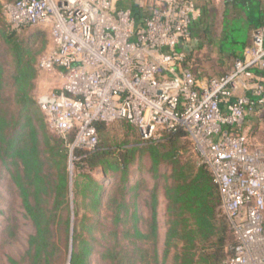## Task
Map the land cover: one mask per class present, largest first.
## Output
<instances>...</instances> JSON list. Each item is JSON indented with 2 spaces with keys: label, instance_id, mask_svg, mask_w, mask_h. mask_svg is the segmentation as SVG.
<instances>
[{
  "label": "trees",
  "instance_id": "16d2710c",
  "mask_svg": "<svg viewBox=\"0 0 264 264\" xmlns=\"http://www.w3.org/2000/svg\"><path fill=\"white\" fill-rule=\"evenodd\" d=\"M120 5L138 23L152 11L139 2ZM8 22L0 17V213L4 185L11 194L1 237H18L21 210L32 227L12 263L225 264L236 237L190 134L178 129L129 145L110 141L108 122L100 121L95 148L71 149L75 131L50 132L34 98L46 29ZM190 148L195 158L186 155Z\"/></svg>",
  "mask_w": 264,
  "mask_h": 264
},
{
  "label": "built area",
  "instance_id": "2783aa9c",
  "mask_svg": "<svg viewBox=\"0 0 264 264\" xmlns=\"http://www.w3.org/2000/svg\"><path fill=\"white\" fill-rule=\"evenodd\" d=\"M123 1L4 3L12 28L42 27L55 43L39 60L40 69L63 77L59 90L39 99L50 126L62 135L75 131L71 149L95 148L100 121L131 122L141 143L187 131L214 175L236 237L225 264H264V149L248 145L242 131L255 104H264V80L250 83L253 69H264V30L255 33L247 58L200 80L175 52L190 33L197 0H165L142 23Z\"/></svg>",
  "mask_w": 264,
  "mask_h": 264
},
{
  "label": "crops",
  "instance_id": "0c3cea01",
  "mask_svg": "<svg viewBox=\"0 0 264 264\" xmlns=\"http://www.w3.org/2000/svg\"><path fill=\"white\" fill-rule=\"evenodd\" d=\"M219 1H195L196 18L190 33L175 47V52L183 55L182 67L190 68L200 80L221 76L230 71L237 61L247 58L253 48L255 33L264 30V0H223L225 8L222 23V29L223 31L225 30L224 37L219 41L207 38L206 43H204L202 41L204 39L203 36L198 31H194L193 26L198 25L202 14L208 12V9L211 8L209 4L215 7L219 4ZM126 2L147 4L153 9L163 5L165 0H128ZM217 42V51L214 52L212 46ZM206 45L210 46L211 52ZM230 62L231 64L228 66ZM253 70L254 77L250 81L251 86L258 81L264 80V76L258 73L257 68ZM243 91L250 94V90L246 89H242L239 93ZM229 103V100H225L222 106L227 108ZM247 143L251 147L255 146L248 141Z\"/></svg>",
  "mask_w": 264,
  "mask_h": 264
},
{
  "label": "rangeland",
  "instance_id": "374dc122",
  "mask_svg": "<svg viewBox=\"0 0 264 264\" xmlns=\"http://www.w3.org/2000/svg\"><path fill=\"white\" fill-rule=\"evenodd\" d=\"M5 1L6 0H0V17H2L3 21L7 23L8 19L5 17L2 7ZM222 1L223 0H220L219 1L220 5L218 4L215 7H212V4H209V7L211 8L208 9V12L202 14L199 24L195 25V27L193 26L194 28L193 30L198 31L200 35L203 36L204 39H202V41L204 43H206L205 41L207 40V38L209 39L211 38L219 41L221 38L224 37L225 30L223 31L222 29V23H223L225 8H224V3ZM9 26L12 29L10 23ZM45 39L47 43L45 45V48L42 50L43 52H41L39 57L51 51L55 46V43L47 30H46ZM217 44L218 42L214 46H212V50L214 52L217 51L216 49ZM206 46L210 49L209 45ZM230 64L231 62L228 64V66ZM36 66H38V77L36 80V88L34 89V98L41 111L42 109L39 104L40 97L49 91L59 90L63 82V77L61 76L59 71L53 72V71H45L43 69H40L38 62L36 63ZM251 113L252 115L248 116ZM249 114L246 117L242 131L244 134H246L247 141L250 144L255 145V147L257 146L264 149V109H259L257 111L253 110ZM47 127L50 130V132L57 134V132L54 131L51 126L49 127L47 125ZM107 132H108L107 136H109V140L117 143L128 141V143H130L129 145H133V144H137L140 138L139 128L136 125L128 122L127 120H117L113 122H108ZM188 154L189 155L191 154L195 158V154L193 153L191 148L188 150V152H186V155ZM72 159L73 156L70 157V168H72ZM95 175L99 177L102 175V172L97 170L95 172ZM3 192L6 198L2 200V210L4 213L2 212L0 213V264H13L12 261L10 260V256L15 258L16 260H21V257L23 256L25 250L28 247V235L31 233L32 227H31V221L28 218L22 216L23 211L21 210L20 212H18V216H20L18 237L13 238L11 241L10 240L6 241L4 237H1L3 232L2 227L4 225L3 217L6 211V207L8 206L9 202H11L10 199L11 194L8 193L7 187L5 185L3 188ZM163 209L164 206L161 205L159 209L160 218H161V222L164 224L166 217L164 215ZM61 264H68V263L62 262Z\"/></svg>",
  "mask_w": 264,
  "mask_h": 264
}]
</instances>
